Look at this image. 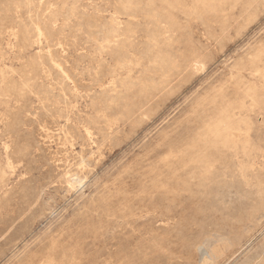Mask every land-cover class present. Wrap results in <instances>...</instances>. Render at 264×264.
<instances>
[{"label":"rangeland","instance_id":"obj_1","mask_svg":"<svg viewBox=\"0 0 264 264\" xmlns=\"http://www.w3.org/2000/svg\"><path fill=\"white\" fill-rule=\"evenodd\" d=\"M263 164L264 0H0V264H259Z\"/></svg>","mask_w":264,"mask_h":264},{"label":"bare ground","instance_id":"obj_2","mask_svg":"<svg viewBox=\"0 0 264 264\" xmlns=\"http://www.w3.org/2000/svg\"><path fill=\"white\" fill-rule=\"evenodd\" d=\"M52 2V1H51ZM66 3V2H65ZM173 3V2H172ZM203 3V2H202ZM57 4V3H56ZM74 4V3H73ZM171 5V4H170ZM205 5V4H204ZM119 6V5H118ZM201 7V6H200ZM23 8V7H22ZM28 8V7H27ZM36 8V7H35ZM64 8V7H63ZM67 8V7H66ZM65 8V9H66ZM160 8V7H159ZM173 9V8H172ZM192 11H194V10H192ZM50 12V11H49ZM161 12V11H160ZM196 14V13H195ZM15 15V14H14ZM66 15V14H65ZM124 15V14H123ZM48 16V15H47ZM70 16V15H69ZM54 17V16H53ZM41 18V17H40ZM46 18V17H45ZM39 19V18H38ZM56 19V18H55ZM35 20V19H34ZM59 20V19H58ZM154 20V19H153ZM21 21V20H20ZM24 21V20H23ZM41 21V20H40ZM52 20H50V22H51ZM20 23V22H19ZM45 25V24H44ZM48 25V24H47ZM157 25V24H156ZM29 26V25H28ZM173 27V26H172ZM25 28V27H24ZM27 28V27H26ZM59 28V27H58ZM169 28V27H168ZM29 30V29H28ZM43 31V30H42ZM48 31V30H47ZM62 31V30H61ZM8 33V32H7ZM14 33V32H13ZM52 33V32H51ZM55 33V32H54ZM59 33V32H58ZM32 34V33H31ZM46 35V34H45ZM32 36V35H31ZM55 37V36H54ZM65 37V36H64ZM67 37V36H66ZM57 38V37H56ZM59 38V37H58ZM12 39V38H11ZM74 39V38H73ZM125 39V38H124ZM77 40V39H76ZM110 40V39H109ZM49 41H50V39H49ZM57 41V40H56ZM47 42V41H46ZM134 42V41H133ZM7 43V42H6ZM45 43V42H44ZM93 43V42H92ZM96 43V42H95ZM98 43V42H97ZM64 44V43H63ZM72 44V43H71ZM78 44V43H77ZM104 44V43H103ZM74 45V44H73ZM109 45V44H108ZM129 47V46H128ZM18 48V47H17ZM101 48V47H100ZM136 49V48H135ZM19 50V49H18ZM6 51V50H5ZM12 51V50H11ZM51 51V50H50ZM54 51V50H53ZM67 54V53H66ZM127 54V53H126ZM188 54V53H187ZM128 55V54H127ZM254 55H255V53H254ZM170 56V55H169ZM189 56V55H188ZM59 57V56H58ZM139 57V56H138ZM173 57V56H172ZM47 58V57H46ZM116 58V57H115ZM177 58V57H176ZM190 58V57H189ZM135 59V58H134ZM51 60V59H50ZM131 60V59H130ZM183 60V59H182ZM17 61V60H16ZM48 61V60H47ZM190 61H191V58H190ZM178 62V61H177ZM71 63V62H70ZM128 63V62H127ZM174 63V62H173ZM35 64V63H34ZM67 64V63H66ZM115 64V63H114ZM169 64V63H168ZM49 66V65H48ZM255 66V65H254ZM73 67V66H72ZM91 67V66H90ZM109 67V66H108ZM74 68V67H73ZM200 68V64L196 61V62H193V63H191V66H190V69L192 70H198ZM234 68V67H233ZM50 69V68H49ZM240 69V68H239ZM75 70V69H74ZM66 71V70H65ZM110 71V70H109ZM51 72V71H50ZM96 72H97V70H96ZM42 73V72H41ZM110 73V72H109ZM52 74V73H51ZM70 75V74H69ZM167 75V74H166ZM253 75V74H252ZM255 75V74H254ZM57 76V75H56ZM73 77V76H72ZM105 77V76H104ZM173 78V77H172ZM177 78V77H176ZM170 80V79H169ZM260 80V79H259ZM54 81V80H53ZM255 82V81H254ZM41 83V82H40ZM236 86V85H235ZM122 87V86H121ZM64 88V87H63ZM89 88V87H88ZM44 89V88H43ZM58 90V89H57ZM68 90V89H67ZM66 90V91H67ZM81 90V89H80ZM54 91V90H53ZM216 92V91H215ZM6 93V92H5ZM67 93V92H66ZM74 93V92H73ZM81 93H82V91H81ZM20 96V95H19ZM47 96V95H46ZM102 96V95H101ZM111 97V96H110ZM134 97V96H133ZM61 98V97H60ZM108 98V97H107ZM72 100V99H71ZM139 100V99H138ZM137 100V101H138ZM54 102V101H53ZM115 102V101H114ZM151 102V101H150ZM137 104V103H136ZM99 105V104H98ZM132 105V104H131ZM145 105V104H144ZM143 105V106H144ZM153 105V104H152ZM130 107V106H129ZM86 108V107H85ZM216 108V107H215ZM26 109V108H25ZM136 109V108H135ZM119 110V109H118ZM148 110V109H147ZM115 111V110H114ZM127 112H128V110H126ZM137 111H140V110H137ZM13 113V112H12ZM67 113V112H66ZM104 113V112H103ZM142 113V112H141ZM140 113V114H141ZM208 113V112H207ZM49 114V113H48ZM124 115V114H123ZM221 115V114H220ZM9 116V115H8ZM127 116H129V115H127ZM142 116H144V114L142 115ZM206 117V116H205ZM249 117V116H248ZM10 118V117H9ZM61 118V117H60ZM103 118V117H102ZM146 118V117H145ZM50 119V118H49ZM144 120V119H143ZM212 120V119H211ZM8 121V120H7ZM58 121H59V119H58ZM217 122V121H216ZM215 122V123H216ZM221 122V121H220ZM79 124V123H78ZM247 124V123H246ZM67 127V126H66ZM217 127V126H216ZM226 129V128H225ZM128 130V129H127ZM123 133V132H122ZM80 134V133H79ZM126 134V133H125ZM131 134V133H130ZM93 135V134H92ZM92 135H90V136H92ZM107 135V134H106ZM118 135V134H117ZM123 135V134H122ZM194 136V135H193ZM228 136H230V135H228ZM120 137V136H119ZM238 136H232V141H231V143H237V141H236V138H237ZM65 138V137H64ZM79 139V138H78ZM96 139V138H95ZM102 139V138H101ZM126 140V139H125ZM187 140V139H186ZM247 140V139H246ZM101 141V140H100ZM121 141V140H120ZM208 142V141H207ZM218 142V141H217ZM208 143H210V142H208ZM219 143V142H218ZM161 144V143H160ZM214 144V143H213ZM201 145V144H200ZM211 145V144H210ZM217 145V144H216ZM220 145V144H219ZM111 147V146H110ZM109 147V148H110ZM188 147V146H187ZM193 147V146H192ZM218 147V146H217ZM221 147V146H220ZM242 151V150H241ZM83 152V151H82ZM185 153V152H184ZM214 153V152H213ZM261 153V152H260ZM8 154V153H7ZM210 154V153H209ZM259 155V154H258ZM207 156V155H206ZM81 157V156H80ZM210 158H212V157H210ZM217 158V157H216ZM221 158V157H220ZM261 158V157H260ZM208 159H209V157H208ZM205 161V160H204ZM215 161V160H214ZM88 163V162H87ZM208 164H210V163H208ZM211 165V164H210ZM264 165V164H263ZM166 166V165H165ZM219 166V165H218ZM163 167V166H162ZM167 167V166H166ZM165 167V168H166ZM213 167V166H212ZM168 168V167H167ZM196 169V168H195ZM156 170V169H155ZM253 170V169H252ZM172 172V171H171ZM159 174V173H158ZM218 174V173H217ZM159 176V175H158ZM3 177V176H2ZM70 180V179H69ZM73 180V179H72ZM210 180V179H209ZM183 182V181H182ZM211 182V181H210ZM249 182V181H248ZM178 184V183H177ZM233 185V184H232ZM177 187V186H176ZM210 188V187H209ZM208 188V189H209ZM213 188V187H212ZM207 189V188H206ZM211 190V189H210ZM213 193V192H212ZM236 194V193H235ZM248 203V202H247ZM228 204V203H227ZM231 204V203H230ZM113 206V205H112ZM231 206V205H230ZM241 206V205H240ZM262 208V207H261ZM39 211V210H38ZM229 211V210H228ZM234 214V213H233ZM93 219V218H92ZM32 225V224H31ZM229 235V234H228ZM233 236V235H232ZM230 237V236H229ZM234 237V236H233ZM234 239V238H233ZM241 241V240H240ZM122 256V255H121ZM108 258V257H107ZM32 261V260H31ZM38 261V260H37ZM40 261V260H39ZM121 262H122V260H121ZM31 264V263H30ZM259 264H264V259H261V261H260V263Z\"/></svg>","mask_w":264,"mask_h":264}]
</instances>
